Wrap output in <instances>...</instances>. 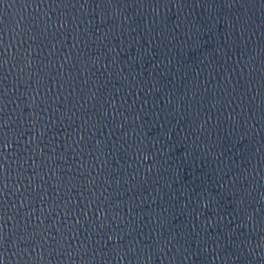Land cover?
<instances>
[{
	"label": "water",
	"instance_id": "water-1",
	"mask_svg": "<svg viewBox=\"0 0 264 264\" xmlns=\"http://www.w3.org/2000/svg\"><path fill=\"white\" fill-rule=\"evenodd\" d=\"M0 29L2 264H264V0H8Z\"/></svg>",
	"mask_w": 264,
	"mask_h": 264
},
{
	"label": "snow or ice",
	"instance_id": "snow-or-ice-1",
	"mask_svg": "<svg viewBox=\"0 0 264 264\" xmlns=\"http://www.w3.org/2000/svg\"><path fill=\"white\" fill-rule=\"evenodd\" d=\"M77 2H79V0H77ZM84 2L86 3L87 0H84ZM106 2L108 4L113 3V0H106ZM8 3V0H0V6L4 5ZM37 7H39V5H37ZM0 31H2V29H0ZM3 41L0 40V62L3 61V58L5 57L6 53H7V48H3ZM27 58V53H24L23 57H21V59L24 61ZM0 111H2V109H0ZM0 128H3V123L0 122ZM3 138H2V134H0V147L3 146ZM3 169H4V162L2 160H0V184H2L3 180H4V175H3ZM0 211H2V205H0ZM3 215H0V253H2L5 249V246L8 244V239L5 236L4 232H3V228H4V224H3ZM27 236V240H34L35 244L40 247L41 245H43L44 243H53V241H51L49 239V236H44L42 233H37L35 231L32 232V234L29 235H25ZM25 236H21L19 239L21 240H26ZM39 236V239H37L36 237ZM18 243V241H15V244ZM59 242L55 239V244H58ZM67 248H71V245L67 243ZM24 251H27V249H25ZM53 251H55V249H53ZM42 259V257H41ZM0 264H2V262H0Z\"/></svg>",
	"mask_w": 264,
	"mask_h": 264
}]
</instances>
